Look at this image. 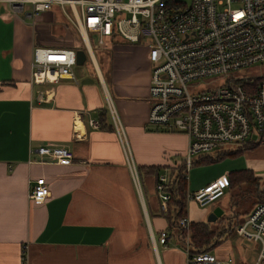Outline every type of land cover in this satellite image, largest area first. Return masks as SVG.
Listing matches in <instances>:
<instances>
[{
	"label": "crops",
	"instance_id": "crops-1",
	"mask_svg": "<svg viewBox=\"0 0 264 264\" xmlns=\"http://www.w3.org/2000/svg\"><path fill=\"white\" fill-rule=\"evenodd\" d=\"M92 38L59 5L24 17L0 1V264H188L176 238L160 240L167 221L154 176L141 169L139 187L115 127L95 128L89 121L112 105L139 168L171 165L172 155L186 151L188 136L148 124L149 48L117 39L111 57L99 56ZM36 46H85L97 74L89 77L76 66L74 78L32 82ZM42 145L67 147L75 160L39 161L30 149ZM244 153L264 165V144ZM41 177L49 192L37 202L29 191ZM216 206L205 212L189 201L188 216L206 221ZM230 240L212 251L223 264H231L225 261L234 253ZM240 240L247 254L249 243Z\"/></svg>",
	"mask_w": 264,
	"mask_h": 264
},
{
	"label": "built area",
	"instance_id": "built-area-1",
	"mask_svg": "<svg viewBox=\"0 0 264 264\" xmlns=\"http://www.w3.org/2000/svg\"><path fill=\"white\" fill-rule=\"evenodd\" d=\"M0 1L24 17L37 16L59 5L71 21L86 29L90 38H96L98 47L112 48L114 40L121 38L147 46L151 65L148 124L160 131L187 134L188 147L183 156L179 155L185 159L187 179L199 155L264 144V71L257 75L236 74L241 68L264 64V0ZM75 65L74 48L36 46L31 80L74 78ZM214 77L223 80L211 87L204 85ZM109 112L134 181L140 187L139 169L119 114L112 105ZM89 123L100 127L98 119L92 118ZM30 153L37 154L39 161L70 164L75 160L71 149L58 145L31 148ZM167 182L165 170L156 183L162 210H167L170 199L165 190ZM229 186L228 175L224 174L189 191L187 198L207 207ZM48 192V184L41 177L31 185L29 197L43 202ZM181 224L188 229L189 218H182ZM237 235L256 246L257 257L249 264H264V202L257 203L246 215L237 227ZM168 238L163 230L161 242ZM185 248L189 252L188 237ZM26 249L24 246V252ZM223 263L213 252L188 256V264Z\"/></svg>",
	"mask_w": 264,
	"mask_h": 264
},
{
	"label": "trees",
	"instance_id": "trees-1",
	"mask_svg": "<svg viewBox=\"0 0 264 264\" xmlns=\"http://www.w3.org/2000/svg\"><path fill=\"white\" fill-rule=\"evenodd\" d=\"M80 49L86 50L85 46H80ZM87 51V50H86ZM101 129H111L114 124L109 122V109L100 108L98 117ZM260 145V144H259ZM259 145L246 146L233 150H227L219 154L210 155L204 154L197 156L192 166L195 164L212 163L221 160L225 157H237L245 151L256 148ZM180 162L176 166L171 165H144L138 167L139 174L141 169H144L147 174H151L155 178V187L159 179V175L167 170L168 182L165 190L170 194L167 210H162V215L167 221L166 231L170 237H174L177 241L185 246L186 239L189 238L188 256L192 257L200 252H212L223 242L231 237L237 236V227L244 220L246 215L259 203L264 202V188L260 185L261 177L256 175L251 168L237 169L228 174L230 186L229 193L232 190H242L240 194L231 193L226 205L221 202L217 203L224 209V214L216 221H195L190 220L188 216L189 201L187 198L189 190L187 175V166L185 159L180 156ZM141 177V174H140ZM261 187V188H260ZM245 188V189H244ZM227 189V190H228ZM226 190V191H227ZM158 196V192L156 190ZM248 198H256V202L248 211H236L237 207L242 206V201ZM159 198V196H158ZM160 199V198H159ZM161 204V202H160ZM226 207L230 208V212H226ZM182 218H189V228L186 229L181 224ZM25 257L26 255L23 254Z\"/></svg>",
	"mask_w": 264,
	"mask_h": 264
},
{
	"label": "rangeland",
	"instance_id": "rangeland-1",
	"mask_svg": "<svg viewBox=\"0 0 264 264\" xmlns=\"http://www.w3.org/2000/svg\"><path fill=\"white\" fill-rule=\"evenodd\" d=\"M181 1H189V0H181ZM67 9H69V7L67 6ZM91 33V32H90ZM94 37V36H92ZM94 41H92L94 48H97V41L96 38H93ZM122 41H124L126 44H130L129 41L124 40V39H120ZM137 46H140L139 44H135ZM145 45L141 44V47H144ZM147 47V46H146ZM98 49V50H97ZM96 49V54H99V56H103V54L107 53L109 55V57L112 56V48L107 47V48H97ZM86 65V66H85ZM82 64V65H75L73 67V69H76V66L78 68L79 71H86V75H88L89 77L91 76H96L97 74V70L95 64L91 61L90 57L86 60V64ZM264 71V64L262 63H258V64H254L251 65L249 67H244L241 68L239 70L236 71V74H242V75H257L260 72ZM223 80L222 77H214L210 80H206L204 82L205 86L211 87L214 86L215 84L221 82ZM152 126V125H151ZM153 127V126H152ZM155 129V128H153ZM157 130V129H155ZM134 153V151H133ZM185 154V152H181V156H183ZM179 156H171V164H174L175 158ZM252 168L254 169L256 172H259L262 177L260 180V185L262 188H264V165H257L255 164L252 160L251 157L249 156V154L243 153L242 155H239L237 157H225L221 160L212 162V163H204V164H195L192 167H190V169L188 170V184H189V190L190 191H194L197 190V188H199L200 186L204 185L205 183L215 179L218 176H221L222 174H229L231 171L237 170V169H245V168ZM260 187V188H261ZM245 189V188H244ZM242 192V190H232L229 193V189L226 191V193L219 198V202H221L223 205H226L229 197L231 195V193L234 194H240ZM218 200L210 205H208L207 207H200L198 204V206L203 210H205V212H207L209 209H211L214 205H216L218 202ZM195 202V201H194ZM256 202H258V199L252 197V198H248L246 197V199H244L242 201V206L241 207H237L236 211H243V209L245 211H248ZM189 213H192V208L189 207ZM226 212L229 213L231 210L229 207H226ZM208 215H206V221H207ZM234 238V239H233ZM231 239V240H230ZM230 242H231V246L234 247V253L233 255H229L227 257V259H225V261H229L230 258L232 259L231 264H246L247 261H250V255H251V260H255V258L257 257V250H256V246L253 242H248L249 244V252H247V254L249 253V257H247L246 253H242L241 251V240L240 238L237 237H231ZM226 242V241H225ZM229 245V244H228ZM215 253V252H214ZM216 255V254H215ZM251 261V262H252Z\"/></svg>",
	"mask_w": 264,
	"mask_h": 264
},
{
	"label": "water",
	"instance_id": "water-1",
	"mask_svg": "<svg viewBox=\"0 0 264 264\" xmlns=\"http://www.w3.org/2000/svg\"><path fill=\"white\" fill-rule=\"evenodd\" d=\"M77 64L82 65L86 62L88 58V54L86 50L83 49H77ZM224 214V209L221 206H216L209 214L207 221L214 222L216 221L220 216Z\"/></svg>",
	"mask_w": 264,
	"mask_h": 264
},
{
	"label": "bare ground",
	"instance_id": "bare-ground-1",
	"mask_svg": "<svg viewBox=\"0 0 264 264\" xmlns=\"http://www.w3.org/2000/svg\"><path fill=\"white\" fill-rule=\"evenodd\" d=\"M82 28L84 29V27L82 26ZM87 36V35H86ZM86 41H88V39L86 38Z\"/></svg>",
	"mask_w": 264,
	"mask_h": 264
}]
</instances>
